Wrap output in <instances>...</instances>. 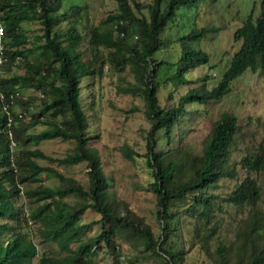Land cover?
Returning a JSON list of instances; mask_svg holds the SVG:
<instances>
[{
	"label": "trees",
	"instance_id": "1",
	"mask_svg": "<svg viewBox=\"0 0 264 264\" xmlns=\"http://www.w3.org/2000/svg\"><path fill=\"white\" fill-rule=\"evenodd\" d=\"M113 1L114 8L98 19L92 17L81 32L77 5L69 6L74 13L59 31L56 25L70 13L67 7L60 10L62 0H0V264H33L37 253L34 232L39 242H53L59 252L73 245L72 252L56 255L48 264H92L98 245L107 249L111 264H132L130 256L120 249V240L136 250V264H183L194 246L204 255L205 264H264V210L257 206V174L264 175L263 143L240 148L238 138L245 133L240 131L236 114L221 111L210 121L202 138L201 156L190 173L179 151L172 155L169 148L160 150L157 146L158 131L167 141L186 103H205L223 96L230 81L246 69L264 71V0L253 2L233 30L232 39L240 43L218 81L208 87L209 75L204 73L199 83L188 86L166 105L159 103L158 88L168 81L177 89L188 82L184 75L188 70L207 62L208 54L189 41L212 31L213 26H192L165 39L161 34L179 7L183 15L185 9L198 8L204 0ZM21 21L38 23L32 36ZM169 41L178 42L176 59L155 57L154 53ZM81 46L88 57H82L85 51ZM104 63L118 72L127 64L134 66L137 85L128 88L142 96L143 113L150 126L144 137V153L129 147L122 153L129 159L143 157L150 169L148 186L156 205L157 233L144 216L109 190L99 152L88 145L80 82L83 77L89 79L99 73ZM164 65L173 68L174 73L162 79L158 73ZM13 66L23 71L17 72ZM26 84L35 92L22 95L20 87ZM6 101L7 112L2 108ZM7 113L11 115L10 124L6 123ZM27 114L29 119L25 120ZM35 124L43 127L36 132L26 130ZM8 128L15 141L12 149ZM47 138L72 139L73 149L52 157L37 147L26 146ZM235 150L240 154L236 155ZM37 158L60 164L84 160L87 186L54 166L40 164ZM42 175L54 176L56 184L44 183ZM225 179L233 182L220 195L217 189ZM28 183L35 185L22 189ZM70 194L79 200L67 201ZM22 197L24 203L19 202ZM227 205L244 215L236 221L237 217H232L234 223L227 222L231 229L222 233L219 212L227 211ZM87 208L99 217L83 222L81 214ZM29 223L35 225L34 231ZM92 223L99 224L98 232L84 237ZM177 233L181 246L167 241Z\"/></svg>",
	"mask_w": 264,
	"mask_h": 264
},
{
	"label": "rangeland",
	"instance_id": "2",
	"mask_svg": "<svg viewBox=\"0 0 264 264\" xmlns=\"http://www.w3.org/2000/svg\"><path fill=\"white\" fill-rule=\"evenodd\" d=\"M139 1L144 3L147 0ZM253 2L257 3L258 0H204L198 8L185 9L183 15L180 13L182 10H179L182 7L177 9L179 11L176 10L172 23L170 22L161 36H164L165 39L168 35L186 32L192 26H213L212 31L189 41L194 47L203 49L208 54V60L206 63L188 70L184 74L188 82L180 85L177 89H174L168 81L161 85L157 91L160 105L173 103L188 86L199 83L204 73L209 75L206 80L208 87L218 81L240 43L239 40L234 41L232 39V32L245 18ZM70 5H77L81 15L78 26L80 31L84 32L82 28L90 23L92 17L98 19L107 10L114 8L115 2L113 0H62L60 10L67 7L70 13L67 12V18L63 21L59 22L58 20L59 23L56 28L59 31L64 30L67 25L66 19L74 13L73 10L69 9ZM254 7L258 10L257 4ZM21 24L29 36L34 34L38 26L36 21H21ZM217 27L218 29H216ZM177 43L169 41V44L162 46L158 52L154 53V56L165 58L168 61L175 60L179 51ZM81 48L83 47L81 46ZM84 51L82 57H88V52L85 49ZM34 55H38L37 49ZM12 69L17 72L23 71L22 67L13 66ZM133 71L134 66L131 64H127L122 71L118 72L114 71L112 66L104 63L101 65V71L95 73L92 78L83 77L81 79L79 98L87 117L85 134L90 136L88 145L96 147L99 152L102 170L104 175L109 178V190L114 192L116 197L127 202L138 214L144 216L154 233H157L159 222L155 216L156 205L152 190L148 186L152 177L150 169L145 164L143 157L134 156V158L129 159L122 153L125 147H129L140 154L144 153V137L150 126L148 118L143 113L142 96L138 91H132L128 88L137 85ZM173 73V68L164 65L158 75L164 79ZM20 91L22 95L35 92L28 84L21 86ZM12 111L15 112V110ZM221 111H231L236 114L237 123L241 126L240 131L245 133L238 138L240 148L248 145L256 146L259 143L264 145V71L246 69L230 81V88L223 96L205 103H186L185 110L181 113L179 121L172 126L167 141L158 131V148L160 150L169 148L172 155L179 151L184 168L187 172L191 171L201 156L202 138L209 129L210 121L216 119ZM27 119H29L28 114L25 115V120ZM42 127V124H35L28 126L26 130L36 132ZM244 136H247V139ZM26 146L29 148L37 147L52 157H61L72 151L74 141L72 139L47 138L40 139L35 143H28ZM235 153L236 155L240 154L236 150ZM36 160L42 165L54 166L63 174L75 178L83 187L87 186L88 175L84 160L67 164L42 158ZM41 179L48 185L56 184V179L52 175H42ZM222 181L223 185L217 189L220 195H224L227 186L233 182L231 179ZM257 183L259 186L257 206L264 210V175L262 173L257 174ZM34 185L35 183H28L22 189ZM24 199V197L20 198L19 202L24 203ZM66 200L74 202L78 201L79 198L70 194ZM226 207L227 211L219 212V216L223 218V223L219 229L222 233L225 232V229H231L227 222L230 221L233 224L232 217H237L236 221L244 215V212H236L230 205ZM24 208L25 211L29 209L27 204H24ZM98 217L99 214L91 208L85 209L81 214L83 222L95 220ZM29 227L31 231L35 230L34 224L29 223ZM98 230L99 224L92 223L84 237L95 235ZM32 238L37 245L33 264H48L52 257L70 253L73 250V245L69 244L64 251L59 252L53 242H39L35 232ZM167 241L174 246H181L179 233L172 234ZM119 242L123 253L130 256V259L133 260L132 264H136V260L133 259L136 250L130 247L127 242L122 240ZM203 257L202 252L194 246L189 249L183 264H205ZM92 264H111L110 254L104 246L98 245L94 248Z\"/></svg>",
	"mask_w": 264,
	"mask_h": 264
},
{
	"label": "built area",
	"instance_id": "3",
	"mask_svg": "<svg viewBox=\"0 0 264 264\" xmlns=\"http://www.w3.org/2000/svg\"><path fill=\"white\" fill-rule=\"evenodd\" d=\"M2 25L0 24V61L2 60V46H1V36H2ZM12 94L10 93L9 94V96H11ZM3 96V92H2V88H1V86H0V97H2ZM7 101L6 102H4V104H3V109H5L6 110V107H7ZM6 112H7V110H6ZM13 112V111H12ZM18 115H19V113H18ZM10 121H11V115L10 114H8L7 113V117H6V123L7 124H10ZM7 132V135H8V138H9V146H10V149H12V147L13 146H15V141H14V139L12 138V136H11V130L8 128V130L6 131Z\"/></svg>",
	"mask_w": 264,
	"mask_h": 264
},
{
	"label": "clouds",
	"instance_id": "4",
	"mask_svg": "<svg viewBox=\"0 0 264 264\" xmlns=\"http://www.w3.org/2000/svg\"><path fill=\"white\" fill-rule=\"evenodd\" d=\"M1 24V23H0ZM2 25V24H1Z\"/></svg>",
	"mask_w": 264,
	"mask_h": 264
}]
</instances>
